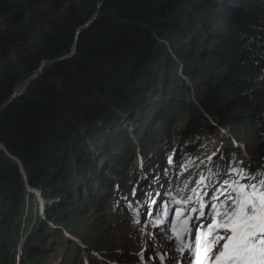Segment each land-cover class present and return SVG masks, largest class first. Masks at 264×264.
Here are the masks:
<instances>
[{"label":"trees","instance_id":"obj_1","mask_svg":"<svg viewBox=\"0 0 264 264\" xmlns=\"http://www.w3.org/2000/svg\"><path fill=\"white\" fill-rule=\"evenodd\" d=\"M95 11L96 0H0V103L42 61L69 54L76 29ZM170 36L179 46L167 43ZM183 118L187 132L175 130ZM221 121L234 135L218 138L220 154L236 166L238 144L252 136L255 161L243 165L264 179V0H102L75 54L44 66L0 113V264L58 260L45 247L49 239L65 246L68 236L51 223L83 234L93 252L123 259L94 206L133 222L145 201L154 207L157 181L165 203L169 194L195 201L196 169L209 174V140ZM164 131L183 140L159 143ZM185 138L191 148L183 159ZM199 156L206 163L198 165ZM169 157L190 165L172 173ZM27 185L59 200L49 223ZM75 249L63 264H88L87 248Z\"/></svg>","mask_w":264,"mask_h":264},{"label":"snow or ice","instance_id":"obj_2","mask_svg":"<svg viewBox=\"0 0 264 264\" xmlns=\"http://www.w3.org/2000/svg\"><path fill=\"white\" fill-rule=\"evenodd\" d=\"M221 151L213 153V156L219 161H224V166L221 167L213 161V156L208 157L211 165L209 174L201 175L195 182L199 191L198 188L192 189L196 196L195 201L191 195L187 200H177L169 194V202L172 204L187 207H191L192 203L198 205L191 207V213L185 212L181 207L175 208L178 217H186L183 226L178 229L176 222H173L171 228H168L167 207L163 209V217L155 211L149 213L156 215V226L163 228L164 239L169 242L159 245L169 249L167 253L161 252L158 256L153 253L152 259L156 264H183V261L189 258L188 252L193 249L196 264H264V179H261L259 174L252 175V170L246 169L242 161L232 166L228 158L220 154ZM168 163H174L172 157H169ZM166 173L167 170H164L165 176ZM226 176L234 178L226 179ZM143 179L146 180L147 176ZM157 195L163 196L164 193L159 192ZM152 203L159 207L158 201L153 200ZM146 212L148 205L145 201L140 214ZM197 212L199 215H196ZM212 213H215V216ZM205 220L209 222L203 223ZM136 223L143 221L138 220ZM205 228L207 231H203ZM168 231H171L172 235H167ZM185 235L188 236L189 243L184 242ZM173 240L179 242L174 249L180 253L179 262L172 255ZM193 240L194 244L191 243ZM217 246L219 251H215ZM149 247L151 248V245Z\"/></svg>","mask_w":264,"mask_h":264},{"label":"rangeland","instance_id":"obj_3","mask_svg":"<svg viewBox=\"0 0 264 264\" xmlns=\"http://www.w3.org/2000/svg\"><path fill=\"white\" fill-rule=\"evenodd\" d=\"M166 35H169L168 33H165ZM165 39L166 36H163ZM170 40V41H169ZM181 40L180 38H175V37H171L170 38H166V41H168L167 43H174L176 46H179L178 41ZM177 42V43H176ZM186 41L183 40V43H185ZM211 92V91H210ZM204 99L209 100L210 99V93H207L206 96H204ZM213 99H215V96L213 97ZM212 99V100H213ZM226 98H224L225 100ZM211 100V102H213ZM214 115L212 118L210 117V119L212 120H216L217 121V116L215 114H211ZM182 119V118H181ZM219 120V119H218ZM210 123V122H209ZM221 126L219 127V134L216 135L217 138L215 140H211L209 137H207L206 139H210L209 141L211 142L210 144V151L208 152V157H210L211 155H213V153H216L217 151H219V149L221 148V146L223 145L221 143V141L218 140V138L221 136L223 138H231L234 134H233V128L230 129V127L226 124H223L221 121ZM190 125V124H189ZM188 125V123H184V118L183 121L179 122L178 124H176L175 126H177L178 128L176 129H182L184 131V129H186V132L188 130V128L190 127ZM189 126V127H188ZM173 130V132H177ZM172 131V130H171ZM166 132L164 131V133L161 132L160 135V139L159 143H166V141L170 142V143H176L178 141H182L183 137L177 138L174 137V135H172L173 137L168 136V138H164V134ZM163 134V135H162ZM169 134V132H168ZM165 134V135H168ZM209 135H212L211 133H209ZM219 138V139H220ZM248 140V143H243L241 142L240 144H238L237 148L239 149L237 152H239V154L236 155V157L238 158L237 162L240 161V159H244L243 163H245V165H250L253 166L254 163V158H252L253 156V150H252V146H255L254 144L256 143L255 139L250 136ZM186 140V138H185ZM233 140V139H232ZM254 143V144H253ZM258 143V142H257ZM189 143L185 142V147L181 149V154H182V158L183 155H186L188 153V149L191 148V144L188 145ZM176 151V149H175ZM158 154H160V152H158ZM184 159V158H183ZM191 161V159L189 160V158L186 157L185 160H181L178 161L175 165H172L171 169L172 173L173 172H180L179 170H183L185 171L187 166H189V162ZM204 158L203 156H199V162L198 165H202V163H206L204 162ZM182 162V163H181ZM184 162V163H183ZM236 162V163H237ZM197 167V166H196ZM177 168V169H176ZM202 171V175H204L205 169L204 168H198L196 169L198 172ZM20 171H22L23 173V169L21 168ZM169 171V170H168ZM169 173H171V170L169 172L166 173V176H169ZM161 175H163V173H161ZM159 175V176H161ZM206 175V173H205ZM171 178V176H169ZM222 182V181H221ZM157 187V189H156ZM153 188V192H152V196L153 198H157L158 202H161L162 196L157 195V193L162 192L163 187L161 186L160 181L157 182L156 184L152 185ZM26 191H29V193H31L33 195V201H31V203L33 204L34 207L38 208V210L40 211V215L42 216V219L45 222L49 223L48 220V211L53 208V206L55 204L53 203H57L59 200L58 199H53L48 201L47 199H45L44 196V192L42 194L41 190H33L32 188H29V186H26ZM28 193V194H29ZM96 193V191H94L93 189L88 193L89 195H94ZM215 193H213L214 195ZM87 194H86V198H87ZM215 202V201H213ZM162 206L160 207H156L154 205V207H152V209H154L155 211H157V213L163 217V209L165 206H167L168 209V217L169 219L167 220V225L168 228H171V223H173V221L176 218V212H175V208L176 207H181V208H185L184 205L182 204H172V203H165V202H161ZM95 208L93 209V211L91 212H95V213H99L100 216L103 218H105V222H106V226L105 229H107V239H111L112 237V245L115 246H119L121 245V254L123 259H118L117 258V254L113 251L112 253H105V254H100L97 253L96 251L93 252L92 248H90L87 245L86 240L84 239L83 234H80L78 231H72L69 230L68 228L63 227V224H53L55 229L59 232H64L66 233V235L68 236V244L62 247H58L56 245H52L51 243H53V241L51 239H49L48 244L46 245L47 247H45L46 251L48 254H52V252L58 251L60 258L58 260H49V264H63L65 259L68 258L67 253H71L69 252L72 250H76L75 247H85L87 248V255H86V260L85 262L88 264H92L91 261H93L92 257L93 255L97 258L96 261L98 264H156V261L152 259L153 257V253L155 252L157 254V256L161 253H167L169 251V249L166 248H161L159 247V245H163L165 243H169L168 241H166L164 239V234H163V228L156 226V215H150L149 213L151 212L152 209H150V207L148 208V213H144V215H140V218H136L133 222H129L126 219L124 220L123 218H121L120 216H118V214H113V209L110 210L109 207L107 206H103V205H96L94 206ZM191 207H198V205L196 203H192ZM191 213V210L190 212ZM196 215H199V213L197 212ZM213 216H215V213H212ZM138 220H142L143 223L137 224L136 221ZM186 220V217L183 216L182 221H178L176 222L178 229L183 226L182 223L183 221ZM84 223L87 226H90L92 224V221L90 218H88L87 216L84 215ZM171 222V223H170ZM209 221L205 220L203 221V223H208ZM203 231H207V229H203ZM167 235H172L171 231L167 232ZM213 238H210L209 243H211V240H213ZM184 242L185 243H189V238L187 235L184 236ZM178 241L173 240L171 242L172 244V255L174 257H176L177 262H179L180 260V253L175 251V247L178 244ZM191 243H195V241H191ZM223 242L221 241V244ZM50 245V246H49ZM151 245V248L149 247ZM54 246V247H53ZM55 248V249H54ZM54 249V250H53ZM72 249V250H71ZM215 251H219V246H217V248L215 249ZM188 257L183 261V264H196V259H195V250L193 249L192 251L188 252ZM214 259V257H212ZM20 262V261H19ZM95 262V261H93Z\"/></svg>","mask_w":264,"mask_h":264},{"label":"water","instance_id":"obj_4","mask_svg":"<svg viewBox=\"0 0 264 264\" xmlns=\"http://www.w3.org/2000/svg\"><path fill=\"white\" fill-rule=\"evenodd\" d=\"M102 0H96V11L95 13L81 26H79L76 31H75V37H74V42L73 45L71 47V50L69 52V54L60 57L58 59H54V60H50V61H42L40 66L38 67V69L36 70V72L31 75L30 77L26 78L25 80L19 82L18 84H16L13 93L11 94L10 97H8L6 100H4L2 103H0V113L2 112V110L15 98H17L22 91L24 90V88L26 87V85L33 79H35L39 73L41 72L42 68L52 62H56L62 59H68L71 58L75 52H76V48H77V39L79 34L86 29L87 27H89L92 22L96 19V17L98 16V12H99V8L101 5ZM0 148L2 149V146L0 145Z\"/></svg>","mask_w":264,"mask_h":264},{"label":"bare ground","instance_id":"obj_5","mask_svg":"<svg viewBox=\"0 0 264 264\" xmlns=\"http://www.w3.org/2000/svg\"><path fill=\"white\" fill-rule=\"evenodd\" d=\"M177 169V168H176ZM179 171H181V170H179ZM152 184V183H151ZM148 189V188H147Z\"/></svg>","mask_w":264,"mask_h":264}]
</instances>
